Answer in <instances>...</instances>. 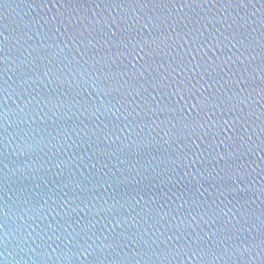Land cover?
Segmentation results:
<instances>
[{"label":"water","instance_id":"water-1","mask_svg":"<svg viewBox=\"0 0 264 264\" xmlns=\"http://www.w3.org/2000/svg\"><path fill=\"white\" fill-rule=\"evenodd\" d=\"M0 264H264V0H0Z\"/></svg>","mask_w":264,"mask_h":264},{"label":"snow or ice","instance_id":"snow-or-ice-1","mask_svg":"<svg viewBox=\"0 0 264 264\" xmlns=\"http://www.w3.org/2000/svg\"><path fill=\"white\" fill-rule=\"evenodd\" d=\"M193 87H194V85H193ZM188 91H191V89H188ZM183 92H184V89L183 88H180L176 94L177 95H181V98L183 99L184 98V96L182 95ZM205 102H206V100H205ZM192 107L193 108H198V107H200V105L199 104H196V105H193ZM98 110L99 109H97V111ZM201 111H203V109H201ZM165 135H167V133H165ZM244 251H247V250L245 249ZM195 254L199 255V252L197 251Z\"/></svg>","mask_w":264,"mask_h":264}]
</instances>
